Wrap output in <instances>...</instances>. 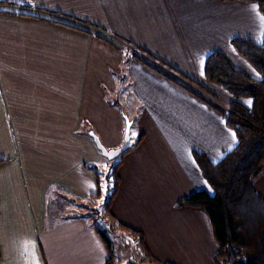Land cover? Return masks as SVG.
I'll use <instances>...</instances> for the list:
<instances>
[{
  "label": "crops",
  "instance_id": "0c3cea01",
  "mask_svg": "<svg viewBox=\"0 0 264 264\" xmlns=\"http://www.w3.org/2000/svg\"><path fill=\"white\" fill-rule=\"evenodd\" d=\"M261 16L258 4L241 1H0V264H114L118 235L135 239L148 264H214L208 213L176 202L209 189L194 152L219 161L236 133L225 105L142 58L171 75L187 65L193 75L184 76L225 96L206 81L207 56L230 59L235 37L261 42ZM121 94L143 112L119 168L110 250L81 206L98 191L85 163L105 157L92 133L107 148L125 142ZM254 183L264 195V169Z\"/></svg>",
  "mask_w": 264,
  "mask_h": 264
},
{
  "label": "trees",
  "instance_id": "16d2710c",
  "mask_svg": "<svg viewBox=\"0 0 264 264\" xmlns=\"http://www.w3.org/2000/svg\"><path fill=\"white\" fill-rule=\"evenodd\" d=\"M221 1L256 3L264 14V0ZM232 44L254 67L259 76L236 67L220 51H214L207 56L204 76L208 82L221 86L231 95L227 109L223 111L227 125L236 133L237 143L216 162L210 160L203 152H194L201 174L209 184V189L197 190L182 197L177 200L176 205L198 207L208 213L219 246L214 254V264H264V195L254 183L255 178L264 169V39L256 42L250 38L235 37ZM138 48L143 53L151 55L146 49ZM152 57L159 60L156 56ZM142 60L189 91L198 94L192 87L186 86L149 60L144 58ZM163 63L168 65L164 61ZM198 95L204 98L202 94ZM246 97L252 98L251 105L242 101V98ZM130 150L131 148L126 150L123 155ZM122 163L123 160L115 164L108 174L107 197L103 202L105 212L96 214L97 221L103 219L99 217L100 215H107V218L114 219L111 206L119 192L121 184L119 168ZM85 165L87 169L97 174L92 166L87 163ZM98 183L100 186L99 179ZM86 212L87 215H91L89 209ZM118 224L121 227H129L121 222ZM109 227L116 230V226L112 223ZM128 229L135 234L140 233L130 227ZM97 230L112 250L109 236L103 229L98 227Z\"/></svg>",
  "mask_w": 264,
  "mask_h": 264
},
{
  "label": "rangeland",
  "instance_id": "374dc122",
  "mask_svg": "<svg viewBox=\"0 0 264 264\" xmlns=\"http://www.w3.org/2000/svg\"><path fill=\"white\" fill-rule=\"evenodd\" d=\"M0 1H8L10 3H17L20 0H0ZM235 52L236 53L229 52L230 59L233 61L234 65L242 69L244 68L245 70H247L254 76H259L258 72L254 69V67H252V65L239 52L237 51ZM181 69H182L181 70L182 73H176L173 71L174 73H172V75L178 76L181 79V81H184L188 83V85H191L190 87L194 86L195 88L213 97L219 103H221L222 105H225L224 110L227 109L228 101H227L226 95L229 97L231 95L224 88L215 84V86L223 90V92L226 95L218 96L216 94H213L209 92V90H207L203 86L197 84L198 83L197 80H194L196 79L195 76H190V78L184 76V75H187V76L193 75L190 67L188 68L187 65H184V68H181ZM115 98L118 99L116 94H115ZM249 100L252 102V98L250 97L242 98V101L247 105H249L247 103V101ZM119 103H122L121 108L126 110L127 112L126 115L124 114L126 127H127V122L132 121L131 129H130V137H131V142L135 143L137 141V136L139 132V125H138L139 122H135L133 125V121H134L133 118L141 115V112H143V106L138 98L137 100H134L133 94H131L130 96L121 94ZM89 105H90V102H89ZM113 106H114L113 107L114 109L117 108L118 110H120V106L118 105L116 106V103ZM113 112L115 111H111L110 113H113ZM126 127H125V131H126ZM133 133H135V135H133ZM123 156L125 155L122 154L115 159H108L106 157H103V159H98L93 162H87V164L92 166L97 172V174L95 175L100 180V186L98 185V191H97L98 194L96 195L90 194L89 197L84 198L83 205L81 206L82 209L85 211L86 207L84 205L85 203H87L89 214H91L89 216L91 217L89 221L90 225L94 227L97 226V228L99 227L100 229H103L105 233L112 239V241L115 239V237H114V234L112 235L111 228L109 227V223H108L109 219L107 218V215L106 216L100 215L99 216L100 218L103 217L102 220L98 219V221L97 220L94 221L93 219L97 218L96 214L98 213L102 214L105 212L103 202L105 201L107 197V187H108L107 177H108L109 172L113 169V166H115V164L121 161L123 159ZM67 202L69 204L70 203L72 204V201L70 200H67ZM51 208L52 207H49V209ZM92 211H95L96 213H91ZM121 237H122L121 235H118L116 236V240L113 241L114 243L113 251L115 252V259L113 260L114 261L113 263L114 264H148L146 257H145L146 255L144 254V248L141 245L137 244L136 240L133 238H128L126 235H124V238L123 237L121 238Z\"/></svg>",
  "mask_w": 264,
  "mask_h": 264
},
{
  "label": "water",
  "instance_id": "95a60500",
  "mask_svg": "<svg viewBox=\"0 0 264 264\" xmlns=\"http://www.w3.org/2000/svg\"><path fill=\"white\" fill-rule=\"evenodd\" d=\"M131 125H132V121H128L125 131V137L127 136V139L125 138L124 144L118 148H107L104 145V143L101 141L100 137L97 134L92 133L96 146L101 151L103 156H105L108 159H115L118 156L122 155L126 150L132 147L133 143L131 142V137H130Z\"/></svg>",
  "mask_w": 264,
  "mask_h": 264
},
{
  "label": "snow or ice",
  "instance_id": "6c2138e0",
  "mask_svg": "<svg viewBox=\"0 0 264 264\" xmlns=\"http://www.w3.org/2000/svg\"><path fill=\"white\" fill-rule=\"evenodd\" d=\"M254 7H255V6H254ZM260 19H261V20H264V16H261ZM247 103H248L249 105H251L252 102L249 100V101H247ZM133 135H135V133H133ZM234 136H235V134L233 133V137H234ZM125 138L127 139V136H126ZM32 247H34V244L32 245ZM35 264H39V261L36 260V261H35Z\"/></svg>",
  "mask_w": 264,
  "mask_h": 264
}]
</instances>
